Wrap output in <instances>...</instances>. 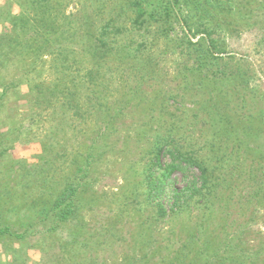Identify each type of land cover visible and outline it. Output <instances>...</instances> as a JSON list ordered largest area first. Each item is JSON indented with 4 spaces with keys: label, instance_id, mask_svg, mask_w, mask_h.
Returning <instances> with one entry per match:
<instances>
[{
    "label": "rangeland",
    "instance_id": "374dc122",
    "mask_svg": "<svg viewBox=\"0 0 264 264\" xmlns=\"http://www.w3.org/2000/svg\"><path fill=\"white\" fill-rule=\"evenodd\" d=\"M0 264H264V0H0Z\"/></svg>",
    "mask_w": 264,
    "mask_h": 264
},
{
    "label": "trees",
    "instance_id": "16d2710c",
    "mask_svg": "<svg viewBox=\"0 0 264 264\" xmlns=\"http://www.w3.org/2000/svg\"><path fill=\"white\" fill-rule=\"evenodd\" d=\"M172 0H169L171 3ZM137 5L140 6L138 3ZM143 10H139V17H142ZM166 16H168L167 10L165 11ZM152 16V14H151ZM170 16V14H169ZM208 33L210 35V32L207 29H198L197 32H194L193 35ZM190 44L195 45L196 43H193L192 41H189ZM103 46H106L105 43H103ZM208 53L211 54V56L215 58H222L220 55L222 52H224L223 49L218 46L214 40L211 39L209 41L208 45ZM164 151V147L160 146L157 148L156 151V161L157 163L160 161L162 152ZM170 155H172V159L170 163H168L162 171V175L159 179H149L148 186L150 190V197L158 201V206L160 213L165 215L166 209L164 208V204L160 202V196L164 192L165 187L167 184H170L172 182V175L176 171L182 172L184 178H188L187 171L190 169H198L200 171V178L201 180H198L197 178L191 179L189 181V184L185 186L183 189H175L173 191V198L175 206L180 207L187 203L189 199L197 196L202 195L203 191L205 189L210 188V174L208 170V166L202 162L199 158H195L190 156L188 153H184L178 149L170 150ZM259 188H262V186H259ZM76 194V187L73 185L67 186L64 191L58 196V198L55 200L54 207L57 210V216L61 220H66L73 212V198Z\"/></svg>",
    "mask_w": 264,
    "mask_h": 264
}]
</instances>
